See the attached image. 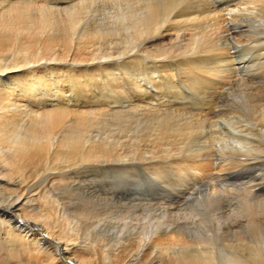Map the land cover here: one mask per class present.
Returning a JSON list of instances; mask_svg holds the SVG:
<instances>
[{"label":"bare ground","instance_id":"obj_1","mask_svg":"<svg viewBox=\"0 0 264 264\" xmlns=\"http://www.w3.org/2000/svg\"><path fill=\"white\" fill-rule=\"evenodd\" d=\"M262 37L264 0H0V264H264V185L224 177L264 174V53L214 112ZM140 170L159 201L92 186Z\"/></svg>","mask_w":264,"mask_h":264},{"label":"rangeland","instance_id":"obj_2","mask_svg":"<svg viewBox=\"0 0 264 264\" xmlns=\"http://www.w3.org/2000/svg\"><path fill=\"white\" fill-rule=\"evenodd\" d=\"M260 40L263 41L264 40V37H262ZM226 42L228 43L227 40H226ZM263 42H261L259 45H256L255 47L251 48L252 50L251 49H247L246 46L243 45L242 43L238 44L236 42L238 45L236 43H230L229 44L230 55L234 56V59H233L234 60V63H237V62H239V61L242 60L244 67L241 70H239V69L235 70L234 71V78L230 82H228V84L226 86H224V88L220 89L221 91H219L217 93V95L214 98V101H215L214 105L216 106V109H215L214 112L223 111L222 106H223V104H225L226 91H228L230 88H232V87H234L236 85V83L238 81V77L240 75H243V74H252V73H254L256 71L255 70L256 67H255V64H254L255 55H258L259 52L260 53H264V47H263L264 46V43ZM257 47H259V48H257ZM172 73H173V76H174L173 82H174V84H176V87L179 90H181V94L182 95H185L186 98L188 96H190L189 102H187L186 101L187 99H185V103H183V105H184V107H186V108H188V109L191 110L194 107V101L197 100V96L196 97H193L192 96V93L189 90L188 91L190 93L187 92V90H185L184 84L181 83V79H179L178 76H177V67L176 66L173 67ZM246 76H248V75H246ZM179 80H180V82H179ZM161 89H162L161 87H158L156 89V91L158 93L157 92L150 91V90H148V91L151 92V93L153 92V94H156V95H161V92L163 94L167 95V93H165V91L163 89L162 90ZM212 91L214 92V90H212ZM219 164H220V162L218 160L212 161V169L214 170V173H212V175L214 177H216V175H215L216 173L215 172H216V170H218ZM140 171H141V173H139V171H138L133 176H130L127 179V181L125 180L124 183H127V184L124 185V186H122V185H120V186L118 185L117 186L116 185L117 183L116 184H112L113 181H111L109 179V177L106 178V177H102V176H100V178H96V180L94 182H92V183H94V185L92 184V186H96L98 189H102V187H103V189H104L103 191L104 192H102V193L110 192L109 197L112 198V199H117V200L118 199L119 200H124L123 198H126L127 191H128V188L129 187H131V186H138L137 191H133V193L135 194V197L144 198V199H147L148 198L149 201H156L157 198H158V195L157 194H160L161 195L162 193H160V191L157 189V187L154 184L151 183V180H150L151 178L149 179V175L147 174L148 172H145V174H144V173H142L143 170H140ZM261 172H262V170L254 171L253 174H249L250 177H249V175H247L248 177H245L246 175H243L244 178L243 177H238L237 174H234V172H232L230 175H224V177L226 179H228L229 182L231 181V183L233 182V183L239 184L240 182L246 183L247 181L248 182L250 181L251 182V185H254V184L257 185V184H261V183H263L261 185H264V176H263L264 174L262 175ZM132 180H133V182H132ZM192 185L193 184H190V186H192ZM199 186H200L199 184H195L192 187L190 193L196 192L197 189L199 188ZM120 190L122 192H124V193H122ZM124 201H127V200L125 199ZM157 201H159V199Z\"/></svg>","mask_w":264,"mask_h":264}]
</instances>
